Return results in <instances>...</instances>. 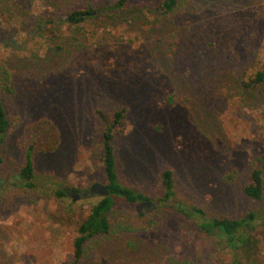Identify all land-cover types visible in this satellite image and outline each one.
Instances as JSON below:
<instances>
[{
    "label": "rangeland",
    "instance_id": "rangeland-1",
    "mask_svg": "<svg viewBox=\"0 0 264 264\" xmlns=\"http://www.w3.org/2000/svg\"><path fill=\"white\" fill-rule=\"evenodd\" d=\"M89 1L98 11L81 30L64 24L54 38L36 31L38 16L80 0L0 2V63L13 89L4 104L14 123L0 148V264L71 263L77 225L101 198L85 190L106 184L97 109L127 108L114 142L122 184L160 196L168 168L173 209L193 203L237 219L263 206L243 188L264 154V84L246 85L264 69V0H177L170 13L160 0L124 8ZM39 119L54 124L59 142L34 153L36 189L26 190L18 186L20 140ZM58 188L71 193L61 201L66 214L41 193ZM127 208L116 204L112 218ZM260 228L248 233L259 238ZM196 241L190 224L168 212L157 226L99 239L80 264H160L171 254L197 263ZM203 251L201 264L232 259L222 240ZM239 253L264 264V241Z\"/></svg>",
    "mask_w": 264,
    "mask_h": 264
},
{
    "label": "trees",
    "instance_id": "trees-1",
    "mask_svg": "<svg viewBox=\"0 0 264 264\" xmlns=\"http://www.w3.org/2000/svg\"><path fill=\"white\" fill-rule=\"evenodd\" d=\"M16 0H0L4 3H13ZM129 5V0H118L113 7L124 8ZM89 0H80V4L65 11L50 10L38 16L36 31L43 36L47 32L54 38L60 31L61 25H68L76 30H81V24L92 17L98 10L92 9ZM177 6V0H160L157 7L163 13H170ZM95 11V12H94ZM49 25V26H47ZM248 84H264V69L257 70ZM10 73L3 63H0V148L3 146L8 131L14 123L9 119L4 102L11 96ZM127 108L122 106L111 114H106L97 109V118L101 123L100 146L101 162L106 177V185L109 190L107 196L101 198L92 205L88 214L81 218L77 225V236L73 241V256L70 264H80L85 258L90 246H95L98 240L120 232H137L157 226L163 215L168 212L178 213L191 226L197 237L196 253L198 262L194 263L183 255L171 254L164 258L160 264H201L205 258L204 248L212 241L222 240L225 247L230 250L231 261L226 264H251L244 260L240 249L251 246L257 248L258 243L264 241V154L257 158L256 166L251 170L249 183L243 188V193L254 201H260L263 206L260 210L246 213L240 218L231 219L223 216L208 215L201 207L193 203L182 202L171 208L168 202L176 197L175 182L170 169L160 172L159 178L162 185V194L152 197L142 191L136 190L119 181L116 167L115 138L123 131V120ZM23 149L22 163L17 172L19 187L26 190L36 189L35 168L33 155L35 152H49L57 147L59 135L54 124L47 119H39L31 123L25 135L21 138ZM41 191V190H40ZM42 194L49 199H54L57 211L67 212L62 198L68 194L67 189H56L54 193L42 190ZM118 203H125L129 208L125 209L118 217L112 218L113 208ZM136 206H143L138 210ZM55 216V214H53ZM260 226L258 234L253 237L249 230L255 231Z\"/></svg>",
    "mask_w": 264,
    "mask_h": 264
},
{
    "label": "water",
    "instance_id": "water-1",
    "mask_svg": "<svg viewBox=\"0 0 264 264\" xmlns=\"http://www.w3.org/2000/svg\"><path fill=\"white\" fill-rule=\"evenodd\" d=\"M69 190V189H68ZM86 194L89 193H96L100 196H107L109 194V190L106 184H101L99 182H94L90 185V187L85 190ZM77 196L73 197V201L76 199Z\"/></svg>",
    "mask_w": 264,
    "mask_h": 264
},
{
    "label": "flooded vegetation",
    "instance_id": "flooded-vegetation-1",
    "mask_svg": "<svg viewBox=\"0 0 264 264\" xmlns=\"http://www.w3.org/2000/svg\"><path fill=\"white\" fill-rule=\"evenodd\" d=\"M68 192H69V190H68ZM68 194H71V193H68Z\"/></svg>",
    "mask_w": 264,
    "mask_h": 264
}]
</instances>
